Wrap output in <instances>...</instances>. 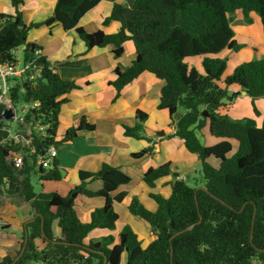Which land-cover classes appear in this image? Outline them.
Wrapping results in <instances>:
<instances>
[{
	"label": "trees",
	"instance_id": "obj_1",
	"mask_svg": "<svg viewBox=\"0 0 264 264\" xmlns=\"http://www.w3.org/2000/svg\"><path fill=\"white\" fill-rule=\"evenodd\" d=\"M100 1L56 0L45 21L26 25L20 10L24 0H9L12 13L0 14V66L17 63L14 52L21 47L22 61H32L34 51H40V47L27 43V36L40 26L74 30L87 50L110 46L114 59L124 54L125 43L131 41L134 60L128 67L116 66L114 79L107 83L115 91L114 101L143 74L153 75L152 85H157L159 92L157 110L166 111L175 128L173 135L160 131L155 137L182 140L185 150L200 164L201 184L190 186L185 180L174 179L168 198L149 194L156 204L153 212L137 197L130 199L129 214L147 223L154 236L144 249L128 226L117 235L88 239L94 230L116 229L118 216L113 204L123 202L127 193H114L129 184L131 178L102 163L96 172L79 171V183L65 196L36 192L33 177L40 183L64 178L56 160L50 169L36 166V155L42 148L68 144L80 132L94 129V125L81 119L79 125L57 135L61 106L67 102V95L82 85L62 79L51 61L40 56L35 64L42 68L41 77L29 80L32 69L26 71L16 79L11 93L14 105L39 103L32 111L34 120L29 114L26 117L30 130L27 137L35 153L11 141L0 144V196L29 204L30 214L37 217L23 227L21 247L25 231L27 243L22 256L15 262V258L6 256L0 264H121L123 255L125 264H264V110L260 113L253 107V113L262 116L260 126L253 118L232 120L223 112L240 96V92H230L232 87L244 91L252 100H264V57L242 62L226 76V60L217 57L224 51L240 50L229 16L236 11H242L248 21L249 13L258 15L264 42V0H133L132 7L126 2L114 4L102 21L103 26L116 23V32H87L78 26L79 20ZM193 56H203L204 75L184 62ZM3 109L0 104V115ZM147 118V113L136 110L134 125H122V134L145 139ZM37 124L46 127L45 136L34 129ZM3 126L0 121V140L7 137L1 130ZM204 127L220 141L201 144L197 131ZM19 153L23 155V165L17 169L12 158ZM131 155L151 156L152 149ZM170 174L168 162L146 169L142 181L154 188L157 180ZM94 182L100 183L98 190L88 187ZM198 186L207 190L195 191ZM92 197L103 198L104 205L92 210L88 220L82 222L76 202ZM191 225L192 230L170 240ZM38 239L44 245L41 249L35 245Z\"/></svg>",
	"mask_w": 264,
	"mask_h": 264
},
{
	"label": "crops",
	"instance_id": "obj_2",
	"mask_svg": "<svg viewBox=\"0 0 264 264\" xmlns=\"http://www.w3.org/2000/svg\"><path fill=\"white\" fill-rule=\"evenodd\" d=\"M125 2V0H101L81 17L78 26L84 28L87 32L97 30H103L106 33L116 32L118 29L116 23L103 26L102 21L110 15L114 4H124ZM55 4L56 0H24V4L20 8L24 23L26 25L42 23L52 14ZM11 13L9 0H0V14L10 15ZM259 27L261 28L260 24ZM234 36L237 41L235 33ZM27 43L36 44L40 47L41 56L51 61V67L62 79L82 85L81 89L74 90L67 95V102L61 106L57 135L60 137L68 128L79 125L81 119L94 125L92 131H82L72 142L58 146L55 160L63 170L64 178L57 183H40L37 186L40 190L36 189V192L57 193L65 196L79 183V171L96 172L102 163L120 169L131 178V182L119 187L114 193H127L123 202L113 204V209L118 216L116 229L94 230L88 239L117 235L125 226H128L141 241V247L146 248L154 239V236L147 223L129 214L127 204L130 199L137 197L145 208L153 212L156 210V204L150 199V193L160 194L168 198L171 194L170 183L174 179L186 180L190 173H196V168H200L197 158L185 150L182 140L176 137L158 140L155 137V133L160 131L166 135H173L175 128L171 124L168 113L157 110L159 92L158 86L152 85L153 75L149 81L150 88L148 91H136L140 78L145 75L143 74L126 87L129 88V91H123L121 96L114 101L115 91L107 83L114 79L113 69L119 65V60L126 56L127 51L135 55L131 41L124 45L125 52L118 59L113 58L112 47L87 50L74 30L64 31L61 26L57 25L50 28L40 26L31 29L27 36ZM257 47V51H261L260 55L264 57V45ZM21 50L23 52L24 47H21ZM258 57L256 55L254 59H259ZM250 60L252 58L238 61L237 65L240 62ZM220 86L224 87L223 85ZM230 92H240V96L233 103L225 106L224 113H226L228 107L238 104L241 98H250L246 94H242V91H239L237 87L230 88ZM253 105L260 113H263V99L253 100ZM145 109H149L150 112ZM136 110H141L148 115L145 123L146 132L145 135L143 134L145 139L142 140L125 137L122 134V125H134ZM152 114H155L154 118L150 119ZM197 136L200 142L205 143V145H213L220 141L219 139H213L206 127L197 131ZM78 140H82V143H76ZM143 140H147L146 144H142ZM75 143L76 147H80L82 152L78 154L76 162L71 164L70 169L67 170L63 164V156L59 155L58 152L63 147ZM148 148L152 149L151 156L133 157L131 155ZM168 162L171 165L169 176L157 180L154 188H150L143 183L142 176L146 169L158 167ZM71 170L75 174H71ZM69 174L73 177L70 181L73 184L59 186V183L68 179ZM88 187L98 190L100 183L94 182ZM0 201V220L6 223V226L0 229V235L6 234L0 237V259L6 256L15 258L21 250V234L24 227L22 209L27 204L18 199L12 200L2 196H0ZM76 205L80 220L86 222L92 210L101 208L104 205V199L101 197L80 198L77 200ZM53 234L55 237L58 234L56 226L53 228ZM35 245L39 249L44 246L40 239L35 241ZM125 262L126 257L123 255L121 264H125Z\"/></svg>",
	"mask_w": 264,
	"mask_h": 264
},
{
	"label": "rangeland",
	"instance_id": "obj_3",
	"mask_svg": "<svg viewBox=\"0 0 264 264\" xmlns=\"http://www.w3.org/2000/svg\"><path fill=\"white\" fill-rule=\"evenodd\" d=\"M229 16L232 17V22L230 23V25H231L233 32L236 35V39L238 41V44L240 45V50H239V52L224 51V52L220 53L219 55H217V57H219L223 60H226V69H225L223 76H226V75L232 73L234 68L237 66L238 61L248 60V58H252V60H255L254 57L256 55L259 56L258 57L259 59L263 58L260 55L261 51H259V50L257 51V48H258L257 46L261 47V45H264V42H263V26L260 22L258 15L255 12L249 13L248 19H250V21L247 20V18L242 13V11H236L234 14H231ZM250 16H251V18H250ZM259 24L261 25L262 29L259 27ZM125 44H127V42ZM16 54H17V62H20L22 60L21 48L17 49ZM134 56L135 55L133 53L131 54L127 51L126 56H124L122 58V60H119L118 64L121 65L120 67H123V68L128 67L131 64V62L133 61ZM202 60H203V56H193V57L185 58L184 62L187 64V66L189 68H195L200 74L204 75V70L202 67ZM240 63H242V62H240ZM20 68L21 67L19 64V69ZM151 79H152L151 74H145L143 76V78H140V80H139L140 82L137 85L136 91H148V89L150 88L149 81ZM154 89H153V91H154ZM124 91H129V88H125ZM146 103L148 104V102H146ZM253 107H255V106L253 105V100L251 98H241V100L238 104L236 103L234 106L228 107V109L226 110V115L230 119L233 118L236 120H241L244 118H253L256 120L257 125L260 126L261 122H262V116H256L255 113H253V111H252ZM145 110H148L150 112L149 109H145ZM155 114H152L150 119H153ZM16 128H17V126L13 122L11 125V129L16 130ZM148 128H151V127H148ZM145 132H146V127L143 131L144 135H145ZM79 142L82 143V140H78V142H76V143H79ZM146 142H147V140H143L142 144H146ZM76 143L74 145L65 146L60 150V152H58L59 155L63 156V158H62L63 164L66 166L67 170L70 169L71 164L76 162L77 157L79 156L78 154H81V152H82L80 147H76ZM201 144L205 145V143H203V142ZM56 151H58V147L56 148ZM71 174H75V173H73V171L71 170ZM71 174H69L70 176L68 177V179H66L65 182L59 183L58 185L59 186H62V185L65 186L67 184H73V183H70L71 179H73ZM201 180H202V178H201L200 168L197 167L196 173H190L187 176L185 181L190 186H194L196 183H197V185H200ZM32 183L35 187V190L36 189L40 190V188L37 187L38 184H40V182H37L35 177L32 178ZM42 183H44V182H42ZM52 183H57V182H52ZM198 187H200V186H198ZM162 197L166 198L164 196H162ZM2 235L5 236L6 234H1L0 237Z\"/></svg>",
	"mask_w": 264,
	"mask_h": 264
},
{
	"label": "built area",
	"instance_id": "obj_4",
	"mask_svg": "<svg viewBox=\"0 0 264 264\" xmlns=\"http://www.w3.org/2000/svg\"><path fill=\"white\" fill-rule=\"evenodd\" d=\"M16 55V51L14 52ZM35 58L27 63H24L22 60L17 63L11 64H3L0 66V104L5 108H10L12 112V116L8 120H2L4 126L1 127L2 131L7 133V137L0 140V144H5L9 141L14 143L15 145H20L30 151V153H35V149L31 145L30 138L27 136L30 134L29 124L26 121V117L31 113L35 107L39 106L38 102L30 103V104H12L11 101V93L12 89L16 84V79L24 74L26 71H30L32 69L31 75L29 76V80H33L35 78L41 77V66L39 64H35V61L41 56L39 50L34 51ZM20 64V69H19ZM3 109V111H4ZM1 112V114L3 113ZM34 114V113H33ZM1 116V115H0ZM31 120V118H30ZM15 123L17 128L16 130L11 129L12 123ZM35 130H38L45 136L46 127L35 125ZM57 156L56 148L53 146L43 147L41 153L36 155L35 164L37 167H41L43 169H50L53 161ZM13 166L17 169H20L23 165V155L19 153L15 157L12 158ZM6 223L0 220V229L4 228Z\"/></svg>",
	"mask_w": 264,
	"mask_h": 264
},
{
	"label": "water",
	"instance_id": "obj_5",
	"mask_svg": "<svg viewBox=\"0 0 264 264\" xmlns=\"http://www.w3.org/2000/svg\"><path fill=\"white\" fill-rule=\"evenodd\" d=\"M125 1H126V3L129 5V7H132V2H133V0H125ZM242 94H246V93H245L244 91H242ZM12 115H13V114H12V112H11V109H10V108H5L4 111H3V113H2L1 116H0V119H2V120H8ZM30 118H31L32 121L34 120L35 116H34L33 112L31 113V117H30ZM178 118H179V115L176 114V115H175V119L177 120ZM199 189L204 190V191L207 190V189H205L203 186H200V187H196V188H195V191H197V190H199ZM221 203L224 204V202H221ZM30 211H31V206H30L29 204H27V205H26L25 207H23V209H22L23 220H24V227H25L28 223L33 222V221L35 220V218L37 217V215L32 216V215L30 214ZM200 222H201V218L199 219L198 223H200ZM192 228H193V225H191V226H189V227H187V228H185V229H183V230H181V231L176 232V233L170 238V240H172L173 238H175V237H177V236L183 234V233L186 232V231H190V230H192ZM251 239H252V234H251ZM251 239H250V240H251ZM26 243H27V233H26V231H25L23 245H22L21 250L19 251L18 255L15 257L14 262H15L16 260H18V259L22 256V254L24 253V251H25V249H26ZM171 255H172V252H171ZM73 258L78 259V257H75V256H73Z\"/></svg>",
	"mask_w": 264,
	"mask_h": 264
}]
</instances>
